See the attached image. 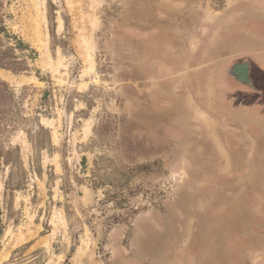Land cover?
<instances>
[{"label": "rangeland", "instance_id": "rangeland-1", "mask_svg": "<svg viewBox=\"0 0 264 264\" xmlns=\"http://www.w3.org/2000/svg\"><path fill=\"white\" fill-rule=\"evenodd\" d=\"M254 39L264 0H0V264H264Z\"/></svg>", "mask_w": 264, "mask_h": 264}, {"label": "crops", "instance_id": "crops-1", "mask_svg": "<svg viewBox=\"0 0 264 264\" xmlns=\"http://www.w3.org/2000/svg\"><path fill=\"white\" fill-rule=\"evenodd\" d=\"M259 24L257 23V22H254V24H253V31L255 32V33H257V31L259 30ZM259 39H254L253 40V49H252V51L251 52H249V53H246V54H243L245 51H250V50H244V47H242V49H237L236 50V52H239V53H241L242 55H243V58H241V59H238V60H243L244 62V65H246L247 63L245 62V61H248V59H249V57H251L250 59H252V61H253V63L254 64H256V66H257V68H260V69H262V71H264V49H261V47H258L257 45H258V42H260L261 43V40H259ZM242 45H240L239 43H237V45H236V48H239V47H241ZM259 46H264V42H263V45H262V43L259 45ZM258 47V48H257ZM245 55L248 57V58H245ZM251 61V60H250ZM250 61H248V63L250 62ZM251 61V62H252ZM259 72H261V71H259ZM258 78H260L259 76H258ZM244 80H246L245 78H243L242 79V81L241 82H243ZM245 82L246 81H244V84H245ZM244 84L243 83H240L239 85H238V87H242V88H244V89H246V87L244 86ZM247 90V89H246Z\"/></svg>", "mask_w": 264, "mask_h": 264}, {"label": "flooded vegetation", "instance_id": "flooded-vegetation-1", "mask_svg": "<svg viewBox=\"0 0 264 264\" xmlns=\"http://www.w3.org/2000/svg\"><path fill=\"white\" fill-rule=\"evenodd\" d=\"M234 65H237V64H233V66ZM243 68V67H242ZM231 69H232V72H233V76H236V73H235V71H236V69H237V67H236V69H235V67H234V70H233V67H231ZM235 74V75H234ZM236 78L238 79V80H241L242 81V79H239V76H236Z\"/></svg>", "mask_w": 264, "mask_h": 264}, {"label": "trees", "instance_id": "trees-1", "mask_svg": "<svg viewBox=\"0 0 264 264\" xmlns=\"http://www.w3.org/2000/svg\"><path fill=\"white\" fill-rule=\"evenodd\" d=\"M21 45V44H20ZM2 232H3V227H2V224H1V221H0V237L2 235Z\"/></svg>", "mask_w": 264, "mask_h": 264}]
</instances>
